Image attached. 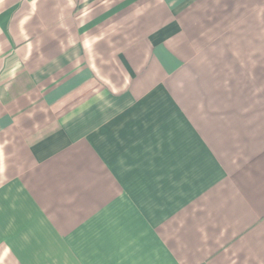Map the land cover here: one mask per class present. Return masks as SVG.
Returning <instances> with one entry per match:
<instances>
[{
    "label": "crops",
    "instance_id": "crops-1",
    "mask_svg": "<svg viewBox=\"0 0 264 264\" xmlns=\"http://www.w3.org/2000/svg\"><path fill=\"white\" fill-rule=\"evenodd\" d=\"M0 264H264V0H0Z\"/></svg>",
    "mask_w": 264,
    "mask_h": 264
}]
</instances>
